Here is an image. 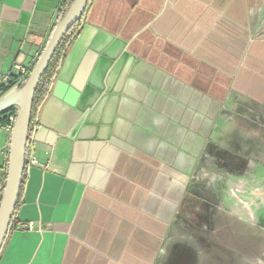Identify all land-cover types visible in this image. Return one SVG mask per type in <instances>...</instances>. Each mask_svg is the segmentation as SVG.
<instances>
[{"label": "crops", "instance_id": "1", "mask_svg": "<svg viewBox=\"0 0 264 264\" xmlns=\"http://www.w3.org/2000/svg\"><path fill=\"white\" fill-rule=\"evenodd\" d=\"M65 1L0 0V86L33 70ZM210 145L264 177V0H90L36 113L37 165L0 264H193L171 255L172 233L199 208L189 184ZM10 146L0 129L1 189ZM219 209L210 255L255 262L245 248L257 236L264 249V208L257 227L247 208Z\"/></svg>", "mask_w": 264, "mask_h": 264}, {"label": "rangeland", "instance_id": "2", "mask_svg": "<svg viewBox=\"0 0 264 264\" xmlns=\"http://www.w3.org/2000/svg\"><path fill=\"white\" fill-rule=\"evenodd\" d=\"M234 155L237 154L229 153L227 159L229 161L235 159V162H233L234 166H241V161L244 158H235L233 157ZM262 162L264 166V159ZM256 168V166L250 164L249 174L239 176L226 168H222L221 165L218 167V164L212 158H203L201 165L197 167L195 175L189 184V194L206 201L205 207H207L208 214L202 216L204 219L201 224H206L207 229L204 230L201 227L202 225L200 226V222L195 221L197 212L194 210L190 211L188 220H185L181 215L178 216L175 231L172 233L171 255H175L181 249H186L191 253L193 264H231V260L235 257L226 254L222 248L212 250V256L210 255L209 247H213L210 241L215 240L217 237L218 239H225V233L218 232L215 234L210 228V223L213 218L215 219L217 213H221L219 207H222V209L228 207L230 212L232 211L230 209L234 208V212L239 213H242V210L247 208L246 211L249 209V212L247 211L248 214H241L240 217L243 219L252 218L255 227H257L255 212L259 208H264V177H259L255 173ZM224 204L227 205L225 206ZM192 208L194 207L191 206ZM251 208L253 209L252 212ZM251 213H254V217ZM218 215L219 219L221 215ZM195 224L197 226H194ZM178 226L182 231L181 237L180 232L176 230ZM199 240H204V242L200 244ZM261 245V242L257 240V236L255 238L251 237V243L247 244L249 247L245 248V251H249L257 259L255 262L246 259L243 264H264V249ZM194 246L198 248H194ZM200 250H202L201 253ZM215 252L217 253L218 263H213L215 260L213 253Z\"/></svg>", "mask_w": 264, "mask_h": 264}, {"label": "water", "instance_id": "3", "mask_svg": "<svg viewBox=\"0 0 264 264\" xmlns=\"http://www.w3.org/2000/svg\"><path fill=\"white\" fill-rule=\"evenodd\" d=\"M89 2L90 0H75L66 16L52 32L44 51L30 73L26 85L0 99V113H5L13 107L18 108L11 135L7 180L0 202V253L17 211L26 172L28 133L35 93L63 39L84 17Z\"/></svg>", "mask_w": 264, "mask_h": 264}, {"label": "trees", "instance_id": "4", "mask_svg": "<svg viewBox=\"0 0 264 264\" xmlns=\"http://www.w3.org/2000/svg\"><path fill=\"white\" fill-rule=\"evenodd\" d=\"M74 2H75V0H66L65 1V3L63 4V6L59 12L58 22L55 25L53 31L55 30L57 25L62 21V19L66 16V14L70 10V8ZM81 21H82V19L65 36L60 47L58 48V50L56 52L54 58L52 59L51 63L49 64L47 71L45 72V74L43 75V77L40 81V84L37 88V91H36L35 96H34V101H33L30 127H29V133H28L29 140H30V136L32 133V126H33V123L35 120L36 113H37L38 109L41 107V105H43L44 102L46 101V99L49 95L52 83L55 79V76H56L58 70L60 69L64 59L66 58L73 42L77 39V37L79 36V34L81 32ZM28 78L26 79V81L22 85H20L17 89H14L12 92H15V91L22 89L26 85ZM12 83H13V81H12ZM9 89H10V87H8V86H5V85L0 86V97L3 96L4 94H6L9 91ZM15 113H16V109L14 107L9 109L5 113H2L0 116V122L2 124H7L9 115H12ZM28 150H29V142H28V146H27V152H28ZM207 153L209 155L213 156V158H215L223 168H228L229 164L226 161L227 155H229L228 151L221 149L220 147H218L216 145H210L208 147ZM24 178H25V174H24ZM23 182H24V179H23ZM21 190H22V188H21ZM14 220H15V217L13 218L12 224L14 223ZM12 224H11V226H12Z\"/></svg>", "mask_w": 264, "mask_h": 264}, {"label": "built area", "instance_id": "5", "mask_svg": "<svg viewBox=\"0 0 264 264\" xmlns=\"http://www.w3.org/2000/svg\"><path fill=\"white\" fill-rule=\"evenodd\" d=\"M15 69L19 72V75L16 79V81H13L10 78H5L3 81V85L8 86L12 89H17L20 85H22L26 79L29 77L30 75V71H27L26 69H24L23 67L16 65ZM16 113L9 115L8 117V122L7 124H2L0 122V129L5 130L6 132H8L9 134L12 135V131H13V127L15 124V120H16V116H17V112H18V108L16 107ZM2 113H0L1 116ZM26 164H30V165H37V160L34 156L33 150H28L27 155H26ZM5 185L2 187V189L0 188V193L3 194ZM27 229H32L33 228V224L29 223L27 225L24 226Z\"/></svg>", "mask_w": 264, "mask_h": 264}, {"label": "flooded vegetation", "instance_id": "6", "mask_svg": "<svg viewBox=\"0 0 264 264\" xmlns=\"http://www.w3.org/2000/svg\"><path fill=\"white\" fill-rule=\"evenodd\" d=\"M213 160H214V162H216V164H218V167H219L220 166L219 162L215 158ZM234 160L235 159H231L230 161L228 159L226 160L227 163L229 164L228 168H226V169L230 170L232 173L238 174L239 176L244 175L247 171V168H249V163L246 164V161L243 159V161H241L242 162L241 166L237 167V166H234V164H233V162H235ZM195 198L199 203V208L196 210L197 215H196L195 221L200 222V224H201L203 222V219H204V217H202V216L208 214L207 207H205L206 201L202 198H199V197H195ZM181 216H183L185 220H188V215L182 214ZM194 226H197V225L195 224Z\"/></svg>", "mask_w": 264, "mask_h": 264}]
</instances>
